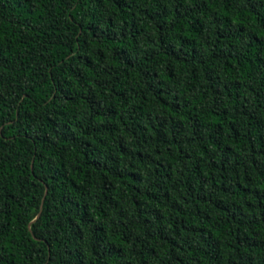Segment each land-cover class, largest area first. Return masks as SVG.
I'll return each mask as SVG.
<instances>
[{
	"label": "trees",
	"instance_id": "1",
	"mask_svg": "<svg viewBox=\"0 0 264 264\" xmlns=\"http://www.w3.org/2000/svg\"><path fill=\"white\" fill-rule=\"evenodd\" d=\"M0 264H264V0H0Z\"/></svg>",
	"mask_w": 264,
	"mask_h": 264
},
{
	"label": "water",
	"instance_id": "2",
	"mask_svg": "<svg viewBox=\"0 0 264 264\" xmlns=\"http://www.w3.org/2000/svg\"><path fill=\"white\" fill-rule=\"evenodd\" d=\"M47 190V189H46ZM45 194H46V191H45ZM45 194H44V196H45ZM43 199H44V197L42 198V202H43ZM42 202H41V206H40V211H41V208H42ZM39 214H40V212L38 213V216H39ZM37 216V217H38Z\"/></svg>",
	"mask_w": 264,
	"mask_h": 264
}]
</instances>
